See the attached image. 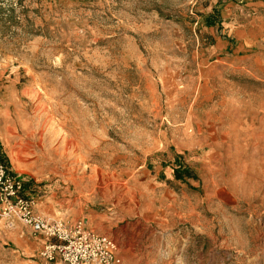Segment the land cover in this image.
<instances>
[{"label": "rangeland", "instance_id": "rangeland-1", "mask_svg": "<svg viewBox=\"0 0 264 264\" xmlns=\"http://www.w3.org/2000/svg\"><path fill=\"white\" fill-rule=\"evenodd\" d=\"M261 16L264 0H0V161L35 212L85 220L120 264H264ZM16 223L0 218V264H62Z\"/></svg>", "mask_w": 264, "mask_h": 264}, {"label": "built area", "instance_id": "built-area-1", "mask_svg": "<svg viewBox=\"0 0 264 264\" xmlns=\"http://www.w3.org/2000/svg\"><path fill=\"white\" fill-rule=\"evenodd\" d=\"M25 191L23 179L0 161V218L7 229H14L18 221L42 239L40 259L62 264H120L113 238L89 229L85 220L68 224L37 214L35 201Z\"/></svg>", "mask_w": 264, "mask_h": 264}, {"label": "crops", "instance_id": "crops-1", "mask_svg": "<svg viewBox=\"0 0 264 264\" xmlns=\"http://www.w3.org/2000/svg\"><path fill=\"white\" fill-rule=\"evenodd\" d=\"M260 19H261V29L259 30V32L258 31H256L255 32V35H256V37H259V38H261V39H264V31H262V30H264V16H261L260 17ZM258 29V28H257ZM254 35V36H255ZM18 229H20L21 230V226H20V224H18V223H16V226H15V229L14 230H18ZM40 241H41V243L43 244V241H42V239H40V238H38ZM42 247V246H41ZM47 263V262H46Z\"/></svg>", "mask_w": 264, "mask_h": 264}]
</instances>
